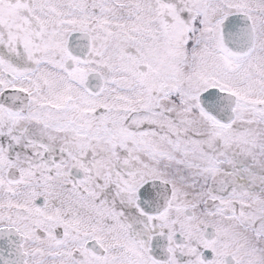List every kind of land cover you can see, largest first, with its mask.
<instances>
[{"label":"snow or ice","instance_id":"1","mask_svg":"<svg viewBox=\"0 0 264 264\" xmlns=\"http://www.w3.org/2000/svg\"><path fill=\"white\" fill-rule=\"evenodd\" d=\"M0 264H264V0H0Z\"/></svg>","mask_w":264,"mask_h":264}]
</instances>
